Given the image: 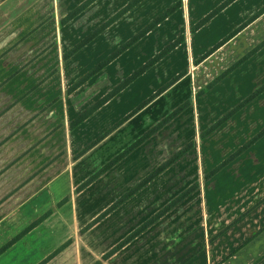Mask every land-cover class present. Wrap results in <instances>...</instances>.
<instances>
[{
	"label": "crops",
	"instance_id": "1",
	"mask_svg": "<svg viewBox=\"0 0 264 264\" xmlns=\"http://www.w3.org/2000/svg\"><path fill=\"white\" fill-rule=\"evenodd\" d=\"M10 1L0 0V115L14 112L24 121L32 106L28 103L33 102L36 113L49 107L50 117L44 123L41 117L32 130L34 138L42 136L43 128H58L62 116L68 128L63 147L76 156L66 171L55 172L28 198L26 191L12 193L10 187L11 180L25 177V170L18 165V171L3 173L0 264H264V0H165L163 10H155L137 33L171 10L160 23L97 69L132 38L117 44L115 52L90 66L95 71L82 85L72 88L82 74L65 85L67 95L58 80L44 87V76L56 79L52 71L58 69L59 75L60 62L79 54L68 58L71 48L60 50L62 40L69 39L79 20L94 19L103 0H93L65 24L67 13L59 17L62 0L30 5L17 0L5 8ZM150 1L140 0L104 31L129 17L138 20L140 7ZM128 2L121 0L109 16ZM10 9L17 10L13 17ZM109 16L93 24L91 34ZM149 38L150 52L123 73L122 57ZM96 39L85 48L91 49ZM176 41L162 58L74 124ZM114 63L117 74L110 81L107 72ZM98 77V91L87 92ZM13 102L19 108L10 109ZM2 119L0 131L11 139V120ZM18 127L25 137V122ZM58 130L52 135L56 150ZM10 148L8 144L1 163L9 164ZM61 178L67 187L51 190L50 184ZM43 189L52 198H44Z\"/></svg>",
	"mask_w": 264,
	"mask_h": 264
},
{
	"label": "rangeland",
	"instance_id": "2",
	"mask_svg": "<svg viewBox=\"0 0 264 264\" xmlns=\"http://www.w3.org/2000/svg\"><path fill=\"white\" fill-rule=\"evenodd\" d=\"M17 0H11L6 6L10 7L16 3ZM35 0H27V4L30 5L31 2ZM81 0H62L59 2L60 6L62 7L59 17L62 16L63 14L67 13L66 15L68 16L73 9H71L76 3ZM124 1H129L130 3L132 0H123ZM163 3L166 4L165 0H151L150 2L145 3L142 5L139 9V14L140 15L139 19L136 20L135 18L129 17L124 19L123 21H119L115 25H112V28H107L106 31H101L100 36L101 37H93L92 39H97L95 40L94 46H92L91 49L89 46L85 48L91 40L88 41L82 48H80L78 51L75 53H79L74 56L73 61H63L62 63L60 62V67H59V75L57 74V70L54 69L52 71V74H54V77L56 79H53L52 81L49 80L51 77L50 75H47L45 78L44 76V81H43V86L47 88V86L53 87L56 81L58 80L59 86L61 87V90H65L66 95L68 92V88L66 86H70L71 80L74 78L80 76L79 80L91 73L92 69L90 66H96L98 61H103V59L110 53L115 52L118 48H116L117 44H123L127 39H131L138 34L137 29L141 26H146V22H148V17L152 16L155 13V10L157 12H160L163 10ZM83 4V3H82ZM121 4V0H103L102 3L99 5L98 10L96 11V17L92 20L88 19L87 17L84 19V21L79 20L77 24L75 25L76 29L72 34L69 35V39H64L62 40V48L65 51L66 56L72 57L75 53H70L71 50L76 47L78 44H80L82 41H84L87 37L91 35V30H92V25L93 24H101L104 18L109 16L112 12L115 11L116 5L117 7ZM11 11V17L16 15L17 10L10 9ZM62 14V15H61ZM65 15V16H66ZM113 15L108 17L111 18ZM66 16V17H67ZM65 17V18H66ZM133 19V20H132ZM70 21V20H69ZM68 23V21H67ZM145 29V28H144ZM141 32V31H140ZM48 34V32H46ZM44 31V35H46ZM135 33V34H134ZM64 35L67 34V32H63ZM112 42H115L114 44ZM152 42L153 38L145 39L144 41H141L139 44L136 46H133L129 50L128 53H126L122 59L121 62L123 64L122 71L123 73H126L130 71L133 66L135 65L136 61L139 58H142L147 55V53L150 52V49L152 47ZM85 48V49H84ZM84 49V50H83ZM61 57V55H60ZM102 63V62H101ZM90 69V70H89ZM89 70V71H88ZM88 71L87 73H85ZM85 73V74H84ZM117 74V69H116V64L114 63L112 66H110L108 72H107V80H112L115 75ZM58 78V79H57ZM100 77L95 79L93 83H91L90 89L86 90L91 91V93H94L98 91L96 86L98 85ZM62 80V81H61ZM50 82V83H49ZM73 84V83H72ZM66 85V86H65ZM76 85V84H75ZM73 85V86H75ZM104 87V84L101 85V88ZM73 88V87H72ZM95 89V90H94ZM70 91V90H69ZM29 93L26 94L27 97L29 98ZM65 97V96H64ZM61 98H63V93ZM60 99V98H59ZM32 102L31 100H29ZM27 105H32L34 106L33 102L32 104H27ZM19 103L13 102L10 109H16L19 108ZM29 106L28 109L26 110V118L25 120H21L19 117V114H15L14 112L11 113H6L5 116L3 117L0 115V122L3 120L2 118L9 117L11 120V131H10V138L7 137V132L0 131V156H4V150H6V146L10 144V149H11V155H10V162L8 163H1L0 162V178L3 176V173L8 172V171H13L16 170L18 171V165L21 167L22 170H25V177H21V179L18 181L17 179H13V177L10 181V187L13 192H19L24 193L26 191V198H28L30 195H32L35 192V187L38 189L40 186L44 187L50 179L53 178L56 173H61L62 171H66L68 167L71 166V162L75 160V156H69L66 151V148L63 147V142L64 139H67V134H68V128L66 127V118L62 119V116L60 118L59 116V125L58 128L54 129H48L45 130V128L42 129V136L39 139L34 138V132L32 131L33 128H35V124L39 123L41 121L42 117V122L44 123L48 116L50 117V110L49 107H45L43 110L37 111V113L33 110V107ZM40 114L42 116H40ZM4 115V114H3ZM39 117V118H38ZM57 117V115H56ZM39 121V122H38ZM25 122V128L27 131H25V137L24 133L22 131H19V124H23ZM57 129L59 135H57V138H59V145H58V150H56L55 144H52L54 142L55 136H52L57 133ZM55 143V142H54ZM41 150V151H40ZM8 151V149H7ZM42 152V153H41ZM6 154V153H5ZM14 172V171H13ZM12 172V174H13ZM11 174V176H13ZM24 181L23 184H21ZM19 184H21L19 186ZM50 184V183H49ZM48 184V185H49ZM52 184V183H51ZM50 184V189L54 190L56 188H61V186L66 185V180L64 178H61L57 180L53 185ZM84 185V184H83ZM82 185V186H83ZM79 187V190H82L84 187ZM67 187V185H66ZM16 188L14 191L13 189ZM43 197H51L52 192L46 191L43 189ZM64 191V190H62ZM46 193V194H45ZM52 198V197H51ZM56 198V195H54V199ZM68 198V197H67Z\"/></svg>",
	"mask_w": 264,
	"mask_h": 264
},
{
	"label": "trees",
	"instance_id": "3",
	"mask_svg": "<svg viewBox=\"0 0 264 264\" xmlns=\"http://www.w3.org/2000/svg\"><path fill=\"white\" fill-rule=\"evenodd\" d=\"M140 0H134L132 1L129 5H127L122 11H120L117 15H115L114 17H112L107 23H105L103 26H101L98 30H96L93 34H91L89 37H87L84 41H82L80 44H78L76 47H74L70 53H75L76 51H78L80 48H82L88 41H90L95 35H97L98 33H100V31L104 30L106 27H108L109 25H111L112 23H114V21H116L119 17H121V15H123L125 12H127L129 9H131V7H133L134 5H136ZM93 0H88L85 3H83L82 5H80L78 8H76L75 10H73L64 20H63V24L67 23V21L72 20L74 17H76L81 11H83L90 3H92ZM171 12V10L167 11L164 15L160 16L158 19H156L153 23H151L148 27H146L143 31H141L139 34H137L135 37H133L131 40H129L121 49H119L117 52H115L113 55L109 56L102 64H100L97 69H100L101 67H104L105 65H107L109 62H111L113 59H115L120 53H122L125 49H127L128 47H130L134 42H136L138 39H140L143 35H145L152 27H154L155 25H157L158 23H160L169 13ZM211 16V15H210ZM207 17L206 19H204L200 24L204 23L205 21H207L209 18ZM179 42L176 41L174 44L170 45L167 49H165L164 51H162L159 55H157L151 62H149L148 65L144 66L142 69H140L138 72H136L134 75H132L130 78H128L124 83H122L120 86H118L116 89H114L109 95H107L104 99H102L101 101L97 102L96 104H94L92 107H90L85 113H83L80 117H78V119L74 122V124H78L81 123L82 121H84L86 118H88L92 113H94L100 105H102L103 103H105L110 97L114 96L119 90H121L122 88H124L128 83H130L133 79H135L136 77H138L145 69H147L149 67V65L157 60H159L160 58H162L166 53H168L171 49H173ZM95 70L91 71V73H89L88 75L84 76L78 83H76L75 86H73V89L76 88L79 85H82L83 82H85L88 78H90V76L93 75ZM178 111H176L175 113H177ZM173 113V114H175ZM173 114L169 117L171 118L173 116ZM162 124L158 125L156 128L160 127ZM139 142L135 143L133 146H131L128 150H126L124 153H122L119 157H117L114 161H112L111 164L115 163L117 160H119L122 156H124L126 153H128L129 151H131L134 147L137 146V144H139ZM188 149V147L186 148ZM185 150H183L182 152H180L178 155H176L174 158L180 156ZM174 158L167 162L165 165H163L162 167H160L154 174H152L149 178H151L153 175L157 174L159 171H161L162 169L165 168L166 165H168L170 162H172L174 160ZM227 161H225L223 165H225ZM110 164V165H111ZM148 178V179H149ZM93 179V178H92ZM91 179V180H92ZM148 179H146L145 181H147ZM91 180H89L87 183H85L82 187H85ZM144 181V182H145ZM143 182V183H144ZM195 189V186L191 187L190 189H188L184 194H182L180 197H178L176 200H174L170 205H168L167 207H165L163 210H161L158 214H156L152 219H150L146 224H144V226H142L139 231L145 229L149 224L153 223L154 221H156L161 215H163L164 213H166L168 210H170L172 207H174L179 201H181L183 198H185L188 194H190L193 190ZM135 190V189H134ZM133 191H131L129 194H131ZM128 194V195H129ZM127 195V196H128ZM138 231V232H139ZM137 233V232H136ZM135 236L132 235L131 237H129L125 242H123L119 247L125 245L131 238H133ZM118 247V248H119ZM109 255V254H108Z\"/></svg>",
	"mask_w": 264,
	"mask_h": 264
}]
</instances>
